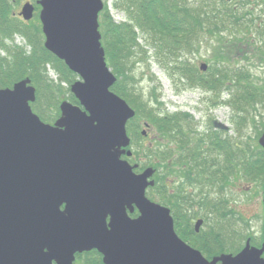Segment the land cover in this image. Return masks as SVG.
<instances>
[{
    "label": "water",
    "instance_id": "1",
    "mask_svg": "<svg viewBox=\"0 0 264 264\" xmlns=\"http://www.w3.org/2000/svg\"><path fill=\"white\" fill-rule=\"evenodd\" d=\"M37 3L45 47L79 76L71 91L80 105L62 101L50 124L32 109L31 78L0 88V264H75L77 253L93 249L104 264H264V243L250 239L212 259L186 243L170 209L146 194L154 168L137 173L122 157L132 154L126 124L136 112L111 89L117 77L99 29L104 1ZM34 10L27 1L19 14L30 20ZM259 142L264 148V131Z\"/></svg>",
    "mask_w": 264,
    "mask_h": 264
},
{
    "label": "trees",
    "instance_id": "2",
    "mask_svg": "<svg viewBox=\"0 0 264 264\" xmlns=\"http://www.w3.org/2000/svg\"><path fill=\"white\" fill-rule=\"evenodd\" d=\"M16 1L19 0H0V49L5 52L0 53V87H12L16 81L30 77L37 89L36 101L31 103L32 109L44 121L51 122L59 116L63 99L69 98L78 103L70 90L77 74L64 60L45 47L40 20L39 24L25 21L15 13ZM197 1L200 5L196 4ZM115 6L125 11L127 18L117 21L107 4L105 5L99 16L102 45L105 48L107 64L117 76L112 89L136 110V118H146L161 130L163 118L157 114L158 106L163 102L155 94V88L150 90V101L144 99L143 94L136 89V78L131 74L137 62L147 61L150 57L148 49L139 42L141 38L155 50L159 63L185 76L191 87L201 85L220 94L232 83V87L237 90L232 99L237 112H247L255 98H264L263 88L252 80L249 70L238 69L240 66H227L232 58L230 47L236 42L228 39L224 31L231 30L229 25L234 22L237 24L232 26L236 25V29L240 31L241 24L238 22L241 20L238 15L232 20L234 22L229 20L230 9L225 0H222L220 6L219 1L212 0H117ZM36 9L39 10L40 5L36 4ZM16 33L26 39L29 49L13 41L10 43ZM204 38H215L217 41L214 66L209 68V75H205L206 72H202L196 64L181 58L186 50L194 52ZM240 40L241 37H236L237 42ZM48 64L59 73L57 83L48 76ZM242 81L246 82L242 84ZM62 82L68 83L65 89ZM260 101L264 103V99ZM149 102L155 103L154 106ZM256 114L257 111L251 113L248 121L255 122ZM247 152L249 175L257 179L264 178V149L259 144L248 143ZM157 154L160 158L159 151ZM155 187L159 190L161 184L156 182ZM173 216L176 220V215ZM181 220L187 226H192L191 215H182ZM232 228L236 231L235 223ZM200 233L205 231L201 230ZM262 233L264 240V231ZM249 237L255 241V237L249 234L244 237L239 248H227V251L237 252ZM223 240L225 239L222 238ZM218 248L220 252L225 251L224 247ZM208 257L211 258V255ZM77 264L104 263L102 255L97 250H92L79 254Z\"/></svg>",
    "mask_w": 264,
    "mask_h": 264
},
{
    "label": "rangeland",
    "instance_id": "3",
    "mask_svg": "<svg viewBox=\"0 0 264 264\" xmlns=\"http://www.w3.org/2000/svg\"><path fill=\"white\" fill-rule=\"evenodd\" d=\"M26 1H31L34 5L37 4V0L16 1L14 4V10L16 13L21 10L22 5ZM103 1L108 5L112 15L116 20L120 21L127 18V13L121 8H117L115 6L117 0ZM212 1H219V6L222 3V0ZM196 4L200 5L198 1ZM245 4L246 0H235V2H230L227 5L228 9H231V21L234 20L233 17H235V13L239 15L241 20L238 22V24H241L239 26L240 31L236 29V25L232 26L233 24H237L234 21H232L234 23L229 25L231 26V30L224 31V34L228 39H233V42H236L230 47L232 58L230 62H228L227 66L232 68L240 66L241 68L238 69L249 70L251 72L252 80L264 90V51H262L260 48L262 44L258 32L259 25L256 20H250L249 22L247 21L245 16ZM250 7L251 5H247V8ZM37 15L39 16L38 9L35 10V15L33 19L29 20V22L33 21L36 24H39V18ZM236 37H241L240 42L236 41ZM10 40V43L13 41L14 43L26 46L27 49L30 48L29 45H27L26 39L20 33H16L14 38ZM139 42L145 45V48L148 49V54L150 57L147 59V61L144 60L137 62L133 67L131 74L136 78V89L143 94L144 99L150 101V90L155 88V94H158L157 96H159V99L163 102V104L158 106L159 111H187L193 115L194 122L196 125H198L199 123L205 122L206 118L203 115L201 109L204 108L209 102L208 97L213 96L216 103L207 109L208 112L216 119V121L230 123L231 130L233 131L231 135L233 137L238 136L237 127L242 126L241 122L244 117L238 115L239 118L237 120L236 115L238 113L233 107L232 102L233 96L237 90L236 88L232 87V83H228L230 84L228 89L224 90L220 94L213 90L202 88L201 86L191 87L188 85L185 76H182L178 72L175 73L171 71L168 66L163 65V63H159L160 61H158L155 56V50L148 46L150 44H145L144 38H141ZM216 44L217 41L215 38H204L194 52H189V50H186L181 58L183 60H189L198 67L199 64L204 61L208 64V69L212 68L214 66L213 60ZM230 44L231 42L229 45ZM0 53L4 54L5 52L3 49H0ZM47 72L48 76L56 83L59 81V73L52 66H48ZM207 74L209 75L210 73L206 71L205 75ZM245 82L246 81H242V84ZM67 84V82L63 83V89H65ZM66 99L70 100L69 98ZM262 99L264 98H255V100L252 102V105L249 106V109H247L246 112L248 118L251 113L257 111L255 122H246L245 120V123L243 124L244 131L248 135V142L252 145L259 144L258 138L260 135L258 134H261V132L264 130V103L260 101ZM228 101H231L232 105ZM149 103H152L153 106L155 104L153 102ZM191 125L194 126V124ZM136 136L137 135H135V137ZM136 138L137 140H140L138 137ZM134 153L136 156L135 162L141 160V163L143 164L148 159L144 145L142 148H139V146L136 145ZM159 178L160 177L156 179V182L158 183L161 182V179ZM248 179L249 183L247 182L246 184H249V186H247V188L243 187L241 190V192L244 193L243 196L245 199H247L242 202L243 204H235V206H231V208H229L230 210H227L228 207L226 206L221 210L216 207L217 213L213 211L212 213L205 212L204 215H191L193 219L191 224L193 226H195L198 218L204 219L201 230L205 231L207 235L211 233V236L216 239L215 242H217V244L211 248L214 253H220V251H218L220 250L218 246L220 248L224 247V252H227V248H239L244 237L249 234L255 237V241H252L253 244H258L257 242L259 241L262 242V232L264 231V178L257 179L249 175ZM232 185L235 186L236 184L233 183ZM147 194L150 198L153 197L154 200L157 201H159L158 199H160V196L162 195L161 192L158 191L157 187L148 188ZM237 196V190L236 192H233V190L231 191L230 188H228V193H223V199H220L221 196L217 194V202L219 201L220 203V201H227V203L230 204L231 201L235 202L234 199ZM238 197H241V195ZM244 197H242V199H244ZM234 223L236 231H234L232 228ZM218 238L220 241H218ZM222 238L229 239L222 241ZM204 250L208 249L205 248Z\"/></svg>",
    "mask_w": 264,
    "mask_h": 264
},
{
    "label": "flooded vegetation",
    "instance_id": "4",
    "mask_svg": "<svg viewBox=\"0 0 264 264\" xmlns=\"http://www.w3.org/2000/svg\"><path fill=\"white\" fill-rule=\"evenodd\" d=\"M233 1L235 2V0L230 2ZM245 5L247 21L258 22L262 44L260 48L264 51V0H246ZM247 5L251 7L247 8ZM208 98L209 102L201 109L206 120L198 125L194 122L193 115L187 111H159L157 115L163 118L161 130L146 118L130 119L128 127L132 129L130 131L133 134V138L130 135V149L133 153L129 161L131 164H137L135 171L138 173L146 167L154 168L152 178L161 179L158 191L162 195L158 200L176 215V232L185 242L201 250L204 255L213 257L219 254L211 250L217 244L216 239L211 233L208 235L200 233L202 225L199 230L192 224L191 227L187 226L182 222L181 216L216 212V207L221 210L226 206L227 210H230L231 206L241 205L247 200L241 190L249 186L246 184L249 183L247 170L249 142L243 128L245 120L248 121L247 113L237 112V120L238 115H241L244 121L242 120L241 127H237L238 136L233 137L230 123L216 121L208 112L207 109L216 103L212 96ZM228 102L232 105L231 101ZM135 135L140 140H137ZM136 145L139 148L143 145L145 147L148 159L143 164L141 160L135 162ZM157 151L160 152V158ZM233 183L236 185H232ZM228 188L233 192L237 190L238 196L241 197L237 196L235 202L231 201L230 204L227 201L217 202V194L223 199V193L227 194ZM136 210L130 214L132 217L135 216ZM136 213L138 214V211ZM201 220L204 223V219ZM205 248L208 250H204Z\"/></svg>",
    "mask_w": 264,
    "mask_h": 264
}]
</instances>
